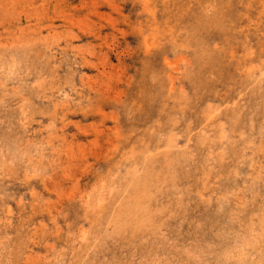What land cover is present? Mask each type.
<instances>
[{
  "label": "rangeland",
  "instance_id": "374dc122",
  "mask_svg": "<svg viewBox=\"0 0 264 264\" xmlns=\"http://www.w3.org/2000/svg\"><path fill=\"white\" fill-rule=\"evenodd\" d=\"M0 264H264V0H0Z\"/></svg>",
  "mask_w": 264,
  "mask_h": 264
}]
</instances>
